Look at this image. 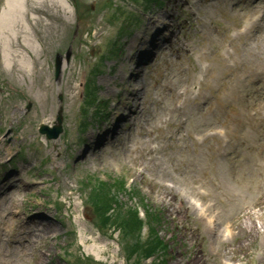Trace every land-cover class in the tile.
<instances>
[{"label":"rangeland","instance_id":"rangeland-1","mask_svg":"<svg viewBox=\"0 0 264 264\" xmlns=\"http://www.w3.org/2000/svg\"><path fill=\"white\" fill-rule=\"evenodd\" d=\"M67 1L26 0V32L10 41L26 69L7 68L0 45V264H264V0ZM137 80L135 114L113 110ZM60 108L48 139L39 125ZM118 114L129 120L109 141ZM100 181L120 203L103 226ZM126 209L140 234L117 227Z\"/></svg>","mask_w":264,"mask_h":264},{"label":"bare ground","instance_id":"bare-ground-1","mask_svg":"<svg viewBox=\"0 0 264 264\" xmlns=\"http://www.w3.org/2000/svg\"><path fill=\"white\" fill-rule=\"evenodd\" d=\"M34 1H40V0H34ZM43 1V0H42ZM175 2L177 0H174ZM25 2L26 0H5L4 5L1 7L0 10V45L2 46V60L5 64V66L7 68H9L10 70L12 69V67L10 66L13 62V60L15 59L16 61L20 62V65L22 67L25 68V55H23L22 53L20 54V52L18 50H15L12 48L10 41L12 39H15L16 34L20 31L22 32H26L27 29V25H26V21L24 20L23 17V10H24V6H25ZM185 4H188L189 2L187 0L184 1ZM50 3L53 4L54 6H58L61 9L64 10L70 6L67 0H50ZM170 14H168V17ZM156 21V20H155ZM174 23L172 22H168L166 24L163 25L164 29L167 28H173ZM154 29H159V27L155 26ZM159 33H161V31H159ZM172 33V31H171ZM24 40L26 41V45L29 46L33 52L36 53V45L34 44V40H31V38L28 37L27 34L23 35ZM154 41V40H153ZM153 41L151 40V42L148 41L149 45L152 46ZM157 41V40H156ZM155 41V42H156ZM145 42L144 38L139 37V43L143 44ZM154 42V43H155ZM153 43V46H154ZM183 44H181L182 46ZM28 58L31 59V56L28 55ZM140 75V74H139ZM131 77L133 76V74L130 75ZM138 76V74H137ZM139 81L137 80L136 83H134V85L128 86L125 88L123 96L120 103L122 104V107L118 106V105H114L113 106V110L117 109V112L123 108L125 109H129L131 111L132 114H134L136 112V107L137 103H136V98L139 96L140 91H139V86L140 83H138ZM107 93H110L111 90L108 89L106 91ZM131 103V104H130ZM135 105V106H134ZM115 112V113H117ZM125 118L118 114V116L111 122V127L106 129H104L102 135L105 134V136L107 134H110L113 132V136L111 137V139L109 141H113L115 134L117 133V131L120 128V124L121 122L124 120ZM101 135V136H102ZM100 138V137H99ZM112 143V142H110ZM180 195V197L186 198L187 202L190 203L194 209L196 210L197 208V213H199V217L203 218L208 222V224L211 226L213 223L212 220V216L207 218V214L203 209V206H201L199 204L198 201L194 200L193 198H191L190 196L183 194V193H178ZM42 215H40L38 213L37 216H34V219H37L39 217V219H41L42 217H40ZM37 217V218H36ZM38 220V219H37ZM32 219L27 220V223L32 225ZM41 225H43L41 223ZM40 224H36V226H41ZM211 229V227H209ZM41 232L45 233L47 231H49L51 229L50 226H46L43 225L41 226ZM25 233H29V237L33 236L34 234V230H27ZM231 231L229 230V228L226 229V235L230 234ZM92 249V248H89Z\"/></svg>","mask_w":264,"mask_h":264},{"label":"trees","instance_id":"trees-1","mask_svg":"<svg viewBox=\"0 0 264 264\" xmlns=\"http://www.w3.org/2000/svg\"><path fill=\"white\" fill-rule=\"evenodd\" d=\"M91 198L93 201H96V203H94L93 206L95 211L102 216L101 217L102 225H105L104 222H110L111 211H113L114 209L116 210L118 204V201L113 194V188L109 186L107 183L100 181L99 184H97V189L91 192L90 199ZM118 219L119 221L116 225L123 227L122 228L123 232L127 231L134 235L138 234V228L141 226V221L137 218L136 212H134L131 209H126L125 214L121 215L120 218ZM161 244L162 242L159 239L157 240L156 245L142 246L141 250L143 251V256L149 257L154 255L156 253L155 250H159L160 247L159 245ZM135 246L137 245L135 244ZM165 246L166 245L163 244L162 247ZM165 262H166L165 258L161 257V258H156L153 261V264H165Z\"/></svg>","mask_w":264,"mask_h":264},{"label":"water","instance_id":"water-1","mask_svg":"<svg viewBox=\"0 0 264 264\" xmlns=\"http://www.w3.org/2000/svg\"><path fill=\"white\" fill-rule=\"evenodd\" d=\"M59 71H60V60L57 59V61H56V75H58ZM39 130H40V132L45 133L48 138H57L58 135L62 131V118H61L60 112L57 116L56 124L54 125L53 128H49L48 126L41 125Z\"/></svg>","mask_w":264,"mask_h":264}]
</instances>
